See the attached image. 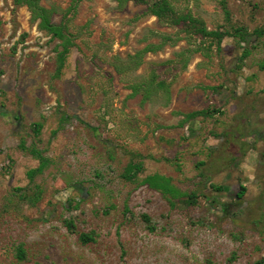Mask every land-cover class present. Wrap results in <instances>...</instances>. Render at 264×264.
Segmentation results:
<instances>
[{
	"label": "rangeland",
	"instance_id": "obj_1",
	"mask_svg": "<svg viewBox=\"0 0 264 264\" xmlns=\"http://www.w3.org/2000/svg\"><path fill=\"white\" fill-rule=\"evenodd\" d=\"M154 1L0 0V264L264 257V0Z\"/></svg>",
	"mask_w": 264,
	"mask_h": 264
},
{
	"label": "trees",
	"instance_id": "obj_2",
	"mask_svg": "<svg viewBox=\"0 0 264 264\" xmlns=\"http://www.w3.org/2000/svg\"><path fill=\"white\" fill-rule=\"evenodd\" d=\"M11 1L14 5H25V6H27V8L29 9V11L31 13L32 19H36V20L38 19L39 20V23H38L39 28L41 30H43L44 32H46L47 34L51 35V38L58 37V38L62 39L61 45H62L63 49L59 53H60L61 57H63V54L66 51H68V46H70L72 44L70 43L69 39L64 38L63 33H64L65 26L63 24H55L54 22H52L50 12L47 8H45L44 6H42L40 4L41 0H11ZM134 1H143V0H134ZM149 11L152 15H154L160 19L161 18H168V19L174 20L175 22H180V15H178L176 17L174 16L175 13L172 10V8L170 7V5L168 4L167 0L154 1L152 4H150ZM198 29H199L198 30L199 33H202L203 35L215 36L218 43L222 37V33H220V32L207 31L202 26L199 27ZM238 33L241 36L242 41L246 42V40L243 38L247 32H242L241 30H238ZM252 35L254 37H257V38L264 36V27L255 29L252 32ZM145 49L152 50L151 47H149V46H148V48L146 47ZM247 54H248V50H245L241 57H245ZM60 59H62V58H60ZM190 115H191V117L198 116V115H207V112L205 110H199V111L192 112ZM40 128H41L40 123H34L32 130L34 131L35 134H37L39 132ZM29 151L39 161L38 167L29 171L30 176H33L35 173L41 171L46 166V159L41 155V153L38 150H36L34 148L30 149ZM131 168L132 167H130V168L128 167V171H130ZM150 178H152V177H150V176L145 177L144 183H148ZM245 190H246L245 187L243 185H240L238 190L235 193V197L240 199L243 196V194L245 193ZM189 198L194 199V196L190 195ZM143 217L146 221L149 220L147 215H143ZM65 225H66V228L68 230L72 231L73 223L71 220H65ZM79 239L82 243H87L88 241L92 240V236L89 234L81 233L79 235ZM253 264H264V257L256 260Z\"/></svg>",
	"mask_w": 264,
	"mask_h": 264
}]
</instances>
